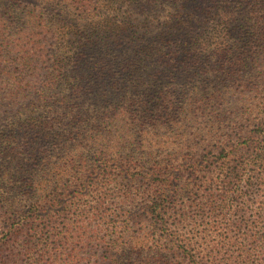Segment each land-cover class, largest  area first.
Wrapping results in <instances>:
<instances>
[{"label":"trees","instance_id":"trees-1","mask_svg":"<svg viewBox=\"0 0 264 264\" xmlns=\"http://www.w3.org/2000/svg\"><path fill=\"white\" fill-rule=\"evenodd\" d=\"M39 1L0 0V177L7 175L4 170L8 164L13 166L7 176L14 183L10 186L12 193L17 195L29 188V177L24 185L26 176H22L32 164L53 156L51 148L58 142L78 140L89 148L107 144L112 147L107 148L108 158L95 157L100 160L96 167L102 163L103 170L98 174L114 173L113 168L118 167L117 174L129 180L141 175L151 189L145 195L144 211L157 229L166 228L169 219L190 217L189 210L198 207L197 200L206 194L212 209L218 206V199L221 204L229 198L235 202L239 216L229 227L213 221L209 226L197 223L198 228L190 236L175 232L171 236L172 230L164 232L173 242L170 254L181 259L174 264H252V242L257 239L252 231L259 233L260 227L247 225L245 214L252 191H261L257 205L254 203L259 210L255 221H264V118L255 123L253 144L245 152L228 153L233 144L229 145L222 136L215 148L206 144L196 148L189 145L185 152L182 148L169 153L157 151V159L150 163L140 156L139 164L129 153L143 147V132L136 136L142 129L117 135L118 143L111 144V139L107 142L106 137L99 138V128L111 126L105 118L114 111L112 107L120 105L124 109L122 116L116 115L115 125L120 122L119 126L131 129L140 110L145 108L152 115L154 110L167 107L166 96L173 92L168 90L169 84L187 85L200 76H214L203 84L205 99L209 106H215L217 114L226 115L230 98L225 87L230 80L264 84V0ZM41 69L47 70L45 80H39ZM117 75L127 83L112 99L111 86L119 79ZM84 103H88L86 107ZM73 110L77 113L60 119ZM89 110L96 114L95 119L102 118L90 124L87 135L79 127L87 123ZM194 117L197 124L203 120L199 115ZM195 133L191 135L196 137ZM101 150L95 147L96 155L103 156ZM139 151L147 157L152 154L151 149ZM180 156V162H171ZM220 162L224 166L219 174L221 189L204 186L212 166ZM131 163L140 167L138 172H130ZM246 168L249 178L240 186ZM185 173L193 183L181 180ZM95 188L99 190L101 186ZM85 189L82 179L74 184V198L83 197ZM3 193L0 207L6 202L13 210L8 212L12 221L0 231V250L7 240L22 236L25 225L32 227L36 221L38 226H48L52 221L40 218L38 201L20 210L9 204L11 201L4 199ZM103 199V193H98L93 211ZM82 211L80 215L85 213ZM212 232L217 239L210 248L209 243L204 244V237ZM50 238L61 240L62 236L53 232ZM117 244L120 242H112L109 248ZM23 250L31 253L28 246L20 251ZM6 258L1 256L0 264H6ZM115 261L112 258L106 264Z\"/></svg>","mask_w":264,"mask_h":264},{"label":"rangeland","instance_id":"rangeland-1","mask_svg":"<svg viewBox=\"0 0 264 264\" xmlns=\"http://www.w3.org/2000/svg\"><path fill=\"white\" fill-rule=\"evenodd\" d=\"M30 1L32 3L41 2L39 0ZM112 3L116 4L115 1ZM157 6L159 5L157 4ZM115 47L117 50L120 49L116 44ZM46 71V69L39 71V80H45ZM121 76L117 75L119 79L111 86L110 97L112 99L122 92L120 88L127 83V80H120ZM213 77L200 76L187 85L176 82L169 84L167 88L173 92L166 96L167 107L154 110L152 115L147 113L145 108L144 111L140 110L138 113L140 117L136 118L137 121L131 129L127 125L119 126L120 122L115 125L116 115L122 116L121 110L124 109L120 105H115L111 109L114 110L112 115L108 114L109 117L105 118L111 121V126L102 125L99 128V138L106 137L107 142L111 139V144H117L119 141L117 135L123 136L129 130L139 132L142 129L136 136L142 135L143 132L144 136H141L143 147L138 150L133 149L136 150V153H129L134 158L132 160L138 164L139 161H142L140 156L146 160L148 158L150 163L157 159V151L169 153L176 148H182L185 152L189 145L196 148L197 145L206 144H210V148H215L223 140H220L222 136L225 138V142L229 141V145L233 144L228 147V153L245 152L253 144L252 130L255 128V123L260 118H264V84L254 86L252 81L239 83L240 81H237L239 79L230 80L228 83H231L225 87L228 88L226 94L230 98L229 105L225 110L226 115L217 114L215 106H209V101L205 99L207 94L203 89L204 82L212 81ZM195 94L197 97L192 98V95ZM87 104L83 105L86 107ZM198 105H200L199 108H197ZM62 109L63 107L59 108V110ZM74 112L77 113L76 110L67 111L60 116V119L66 120ZM88 112L92 117L90 116L87 123H81L83 126L79 127L87 135L91 130L90 124L102 118V116H96L95 119L96 114H93V110ZM196 112L203 118V120H199V124L193 121L194 116L198 117ZM208 117H210L209 120H207ZM196 127L200 128L196 129ZM73 129L71 128V130ZM191 132H196V137L192 136ZM197 136H202V138ZM80 142L72 139L65 144L58 142L51 148L55 151L53 156L32 164V167L22 176H26L22 184H26L28 177L30 184L29 188L25 187L23 193L18 192L15 195L10 189L14 183L7 176L13 166L8 164L4 170H7L8 173L5 177H0V195L4 192V199H7L8 202L11 201L9 204L20 208V210H27L30 202L38 201L40 218L52 220L48 226H43V224L38 226L36 221L33 222L32 227L25 225L20 234L22 236L16 238L15 241L7 240L0 250V257H7L6 264H28V262L34 264H106L112 258L116 260L114 264H134V262L136 264H174L175 260L181 259L179 256L175 257L170 254L173 242H169V237L164 232L172 230L171 236L174 235V232L190 236L198 228L197 223L209 226V222L216 221V224L220 226L229 227L230 222H235L239 216L235 202L230 198L222 204L218 199V206L212 209L211 205L207 203L208 195L206 194L197 200L198 207H192L189 210L190 217L181 221L169 219L168 228L157 229L153 223H150L152 218L144 211L145 195L151 190L147 181L141 179V175L136 180H129L121 174H117L118 167L113 168L114 173H107L105 176L99 175L98 172L103 170L100 169L102 163L96 167L100 160L95 157L108 158L110 151L107 148L112 147L107 144L95 145L98 149H102L99 153L103 156H100L96 155L98 152L95 151V147H85ZM142 149H151L152 154L148 157L144 153L142 155L139 151H143ZM60 153H64L63 156L57 155ZM67 156H71V158ZM181 158L182 156L177 161L172 160L171 162L177 164L182 160ZM130 166V172H138L140 169L135 163H131ZM222 168H224L223 163H215L204 180V186H219L217 190H220L221 184L218 182H220L219 174H221ZM105 169L109 170L111 166H106ZM93 170H96L95 173L84 176ZM241 177L243 179L239 181L240 186L249 178L248 168L244 170ZM81 179L85 182V193L81 198H74V184ZM191 179L186 173L181 178L182 181ZM193 182L191 180V183ZM96 186H101V188L96 190ZM98 193H103L104 199L93 211L92 205ZM261 193L257 190L252 191L251 199L247 201L248 207L245 214L247 225L252 223V227L255 225L260 227L259 233H256V230L252 231V234L257 237L252 242V264H264V221L259 224L255 221V213L257 214L259 210L254 205V203L257 205L256 200ZM13 196H16V201L13 200ZM7 204L5 202L0 207V231L12 221L8 212L13 209L8 208ZM201 205L204 206L202 209L199 207ZM82 209L85 213L80 215V212H83ZM36 214L34 212L33 215ZM53 232L62 236V239L60 240V237L58 239L50 238ZM204 238V244L209 243L210 248L213 247V240L217 239L214 237V232L206 234ZM115 241L120 244L109 248ZM27 246L31 249V253L25 254V250L20 251Z\"/></svg>","mask_w":264,"mask_h":264}]
</instances>
